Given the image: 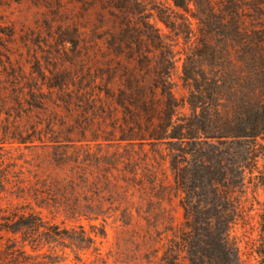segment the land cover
<instances>
[{"label": "trees", "instance_id": "trees-1", "mask_svg": "<svg viewBox=\"0 0 264 264\" xmlns=\"http://www.w3.org/2000/svg\"><path fill=\"white\" fill-rule=\"evenodd\" d=\"M171 1L174 9L158 16L169 34L128 23V50L149 44L161 62L134 59L124 90L89 78L75 94L57 80L48 86L50 105L33 90L14 97L16 119L27 123L0 144L7 138L45 155L19 168L0 155V196L16 202L15 212L0 208V264H56L58 246L95 245L84 226L61 229L44 212L87 221L101 238L110 221L132 227L149 250H164L158 264H179L182 253L191 264H245L233 230L238 189L264 161V0ZM140 2L128 0V11ZM180 61L182 98L174 82ZM35 109L44 121L32 122ZM167 164L185 223L155 249L175 228L165 206L173 190ZM27 245L48 254L29 256Z\"/></svg>", "mask_w": 264, "mask_h": 264}, {"label": "rangeland", "instance_id": "rangeland-1", "mask_svg": "<svg viewBox=\"0 0 264 264\" xmlns=\"http://www.w3.org/2000/svg\"><path fill=\"white\" fill-rule=\"evenodd\" d=\"M166 8L174 9L171 0H141L131 11H128V0H0V139L4 138L5 132L27 123L16 119L14 97L19 92L28 94L33 90L36 94H43L50 105L48 86L57 80L64 82V89L68 87L75 94L81 92L84 79L94 80L103 89L112 80L110 88L118 92L119 89L124 90L122 81L128 79V71L135 67L134 59L138 56L148 57L153 65L158 66L161 52L151 45L143 43L128 50V23L142 27L141 24L147 22L154 30L169 34L158 19ZM180 49L181 45L175 47L174 54ZM177 67L174 72L175 92L178 98H182L187 95L180 80L182 61L177 63ZM58 92L55 89L54 94ZM34 113L36 117L32 122L44 121L46 113L38 109ZM6 140L5 144H0V155L7 154L18 168L28 167L25 161L45 155L40 147L29 149ZM168 167L169 164L165 166V178L173 190L165 206L174 218L175 228L162 236L163 241L155 244V249L167 247L168 241L175 238L185 223V212L180 204L183 196L174 188ZM237 195L241 198L242 211L233 236L241 242L245 264H262L263 160H260L258 171L245 175V184L239 187ZM15 207L16 202L10 206L9 199L0 196L1 209L15 212ZM43 217L61 229H78L82 225L95 240V245L85 250L70 245L58 246L61 258L56 264H158L163 256L162 249L157 254L153 249L149 250L148 245L134 235L132 227L125 229L121 224L110 221L105 228V237L101 238L99 235L96 237L87 221L53 217L47 212ZM5 244L3 242L0 251L5 250ZM25 249L27 255L34 257L48 254L49 247L34 251L27 245ZM179 264H191L185 253L181 254Z\"/></svg>", "mask_w": 264, "mask_h": 264}]
</instances>
